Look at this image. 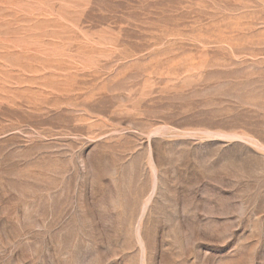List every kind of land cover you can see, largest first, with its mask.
I'll return each instance as SVG.
<instances>
[{"label":"rangeland","instance_id":"obj_1","mask_svg":"<svg viewBox=\"0 0 264 264\" xmlns=\"http://www.w3.org/2000/svg\"><path fill=\"white\" fill-rule=\"evenodd\" d=\"M0 264H264V0H0Z\"/></svg>","mask_w":264,"mask_h":264}]
</instances>
